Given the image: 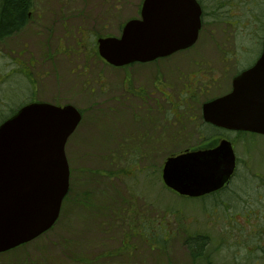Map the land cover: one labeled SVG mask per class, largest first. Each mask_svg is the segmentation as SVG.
Returning <instances> with one entry per match:
<instances>
[{"label": "rangeland", "instance_id": "obj_1", "mask_svg": "<svg viewBox=\"0 0 264 264\" xmlns=\"http://www.w3.org/2000/svg\"><path fill=\"white\" fill-rule=\"evenodd\" d=\"M200 1L205 11L203 31L197 43L200 51L198 54L195 51L179 55L171 63H160L163 64L159 69L162 76L158 78L159 71L155 67L133 66L126 71L115 69L103 65L96 54L93 59L92 56L87 58L84 47H78L81 39H85V46L96 52L99 37H119L121 26L132 17L139 16L143 0H28L33 11L28 23L22 31L0 43V115L8 110L6 102L10 107L25 100L72 104L85 114L66 147L73 190L65 207V218L26 247L1 254L0 264H95L93 262L99 252L102 257L107 255L102 259L106 264H191L192 261L206 264L202 259H194L190 245H186L189 236L200 238L205 233L210 236V242L203 253L209 254L211 264H241L245 261L243 256L250 257L258 250L249 253L250 243L244 246H241L243 243L230 244L219 250L217 239L225 232V237H229L232 227H221L215 207L209 206L208 201L203 205L200 199L180 200L162 182L163 164L170 154L187 147L200 148L204 144L199 116L184 120L187 131L182 133L186 139L176 140V144L179 142L177 148L169 144H162L159 148L141 146L144 150L140 152L142 158L138 157V165L133 159L134 147L127 145L128 142L133 143L131 140L136 132L141 131L142 139V133L149 132V126L141 129L135 125L136 118L124 114L132 110L120 108L126 78L131 86H141L161 97L153 88L155 79L176 80L177 76L184 77L194 69V62H205L208 64L205 68L210 71L206 98L193 105L200 115L201 103L229 93L233 78L252 66L261 54L264 0ZM83 30L87 32L83 34ZM176 89L175 97L178 98L181 88L178 85ZM151 103L148 102L143 110L145 107L155 109L154 105L148 106ZM2 116L6 114L0 118ZM109 116L116 120H109ZM110 123H114L116 128H111ZM143 123H148L146 117ZM176 128H180L179 125ZM159 135L161 132L157 134L160 143L171 141L169 137L162 139ZM210 137L221 139L213 133L207 134V138ZM228 140L238 157L239 172L243 171L245 176L252 172L264 177V136L230 133ZM125 146L132 150L129 155ZM104 155L107 160H103ZM102 167H109L114 172L122 168L128 170L127 176H114L115 179L110 181L105 179L96 187L98 196H106L100 202L110 199L109 204L114 209L121 202L123 211L110 213L109 207L104 214L94 212L85 215L76 205L79 182L84 183L80 170H99ZM104 188L107 191L102 194ZM227 201L222 197L221 207ZM262 204L259 203V208H263ZM129 207L133 210L128 211ZM86 210L94 211L95 208L89 205ZM117 215L125 218L123 232L111 228ZM150 236L159 249L152 250L148 246L147 237ZM238 242L235 238V243ZM123 244L129 248L125 256L118 254L123 253L120 252ZM133 244L136 248L130 249ZM237 255V259L233 258ZM259 261V264H264L262 259ZM252 262L251 258L248 264Z\"/></svg>", "mask_w": 264, "mask_h": 264}, {"label": "water", "instance_id": "obj_2", "mask_svg": "<svg viewBox=\"0 0 264 264\" xmlns=\"http://www.w3.org/2000/svg\"><path fill=\"white\" fill-rule=\"evenodd\" d=\"M196 0H145L142 20L129 22L120 39L99 42L115 66L150 62L192 46L201 28ZM206 122L264 135V43L254 67L236 76L232 91L203 105ZM81 121L72 106L31 103L0 125V253L30 242L57 221L69 190L65 144ZM236 167L232 144L169 158L165 185L199 198L218 191Z\"/></svg>", "mask_w": 264, "mask_h": 264}, {"label": "flooded vegetation", "instance_id": "obj_3", "mask_svg": "<svg viewBox=\"0 0 264 264\" xmlns=\"http://www.w3.org/2000/svg\"><path fill=\"white\" fill-rule=\"evenodd\" d=\"M82 2H84V1H82ZM142 6H143V2L140 5V14H139V16H136L137 18H141ZM30 14H31V11L29 12V15ZM136 17H132L131 19H134ZM203 19H204V11H203V15H202V21H203L202 29L204 27V20ZM124 26H125V24L121 26V31L123 30ZM49 31L50 30H48V32ZM85 32H87V31L83 30V34H85ZM201 34H202V32H200L199 39H198L197 43L200 41ZM111 37H116V36L99 37L97 39V51L96 52H94L93 50H91L85 46V43H84L85 39H81L82 43L78 44V47L79 48H80V46L84 47V52L86 53L87 58H90V56H92V59H93V57L96 54V56L98 57V59L100 60V62L103 65L110 66V67L115 68V69H122L123 71H126V70L132 68L133 66H151V67H155V69L159 71V69H161L160 65H163L160 63H171L179 55H185V53L189 55L190 53H193L195 51H197L195 53L198 54V51H200V49H198V45L196 43L194 46H192L190 48L180 50L174 54H171V55L163 57V58H157V59L150 61V62H134V63L124 65V66H115V65L109 63L106 59H104L100 55L99 49H98V41L99 40L104 39V38H111ZM49 57H51V56H49ZM258 59H259V57L256 59L254 64L250 67H253L256 64ZM207 65L208 64L205 62L204 63L194 62V66H196V67L194 69L193 68L190 69L188 72L189 74L187 73L184 77L177 76L176 80L171 79L170 81H167L165 79H162V80L155 79V81L153 82V88H154V90H157L159 92V94H161V97L159 95H156L154 93V91L152 93L151 91H148L147 89H143L141 86H139L137 88H135V86H131L128 78H126L124 80V82H123V94H121L122 100L119 101L120 108L121 109H125V108L131 109L132 111L124 113V114H126V115L131 114V117L136 118L135 125L139 126L141 129H142V126H146V125L149 126V128H148L149 132L145 133L143 130L144 133H142V139H140V137H141L140 136L141 131H140V132H136V134L133 135L134 137L131 140L134 143V141L137 139L136 143L133 144L131 142H128V144H127L128 146L134 147V149H133L134 156L136 153V156L142 158V156H140V152L142 150H144V149H141V146H143V145H148V148H150V147L159 148L162 144H166V145L169 144V145H174L173 148L174 147L177 148V144L179 142L176 144V140L180 141L182 139H186L185 135L182 133L184 131L186 134V131H187L186 128H184V120L186 118H189L190 120H192V119H197V117L199 116L200 119H202V123H205L203 121V105L206 102H209V101H211L215 98H218V97L205 99L203 101V103H201V105H200V109H199V111L201 112L200 115L198 114L197 108L194 107L193 105L198 104L201 98H206L207 87H208L207 84H208V80L210 79V77H209L210 71H208L207 68H205V66H207ZM169 68H171L170 64H169ZM173 71L176 73L177 69L174 68ZM158 75H160V76H158V78H160L162 76L160 71L158 72ZM178 85L180 86L181 89L179 91L180 93L177 95L178 98H176L174 90H177L176 87ZM151 93H152V95H151ZM148 102H153V103L149 104L148 106L154 105L155 109L145 107L146 110H143L144 106H146L148 104ZM135 104H137V105L135 106ZM77 109L80 111V114L82 116V122H83V116L85 113L82 110H80L79 108H77ZM192 113H193V115L190 117L189 115H191ZM109 115H113V114L110 113ZM105 116H107V115H105ZM145 117L148 119V123H143ZM156 117H158V118L156 120H154ZM108 118H109V120L114 119L113 116H109ZM114 120H116V119H114ZM145 122H147V121L145 120ZM205 124H207V123H205ZM178 125L180 128H176V126H178ZM110 126H111V128H116L114 123H110ZM176 131H177V133H176ZM160 132H161V135H159V138H160V136L162 137V139L169 137L171 139V141L167 142V143H160L159 139L157 138V134H159ZM200 135H202V134L200 133ZM149 136H152V137H149ZM199 137L201 138L202 136H199ZM204 137L205 138L202 139V142H204V144L200 145L201 146L200 149L207 148V145L209 143V140L207 138V133H205ZM197 148H199V147H195V146L194 147H187V148H184L182 151H186V150H190V149H197ZM125 149L127 150V154H129V151L131 149H129V147H126V146H125ZM121 150L126 151L123 148ZM173 154H176V153H173ZM169 156L167 158H169ZM166 189L169 190L167 187H166ZM169 191H171V190H169ZM67 201H69V195H67V198H65V200L63 202V207ZM226 211L227 210H225V209H219L217 211L218 212L217 213L218 220L221 222L220 223L221 227L231 226L232 227V234L226 238L225 237L226 232H225V234L223 236H221V238L217 239L218 244L220 242H222V243L224 242V243H226V245H230V244L231 245H240V243H243V244H241V246H244V244L250 243L251 245L247 248V251H249V253L253 252L256 249L254 246L257 245L256 238L260 236L261 232H264V213H263L264 211H261L258 209L257 210L249 209V211H246V210L241 211L240 210V211H235L234 213H231V214H225ZM65 215H66V210H65V214L63 216V219L65 218ZM236 233H238V235H235ZM201 237L205 238L207 243L210 242V236H208L207 233H205ZM192 238H193L192 236L188 237L186 245L187 244L189 245V243H191ZM235 238L239 240L238 243H235ZM123 246L125 247L126 244H123ZM132 246H135V245L133 244ZM205 248H206V246H205ZM122 254L123 253H121L120 255H122ZM238 256L239 255L234 256L233 258L237 259ZM192 257L196 260L198 258L202 259V261L206 262V264L212 263V261L209 258V255H205V257L204 256L195 257L194 255H192ZM251 258L253 260L252 264H259L260 259H262L264 261V257H262L261 255L256 256V257L243 256L242 259H244L245 261L241 264L250 263ZM76 259H77V256H76ZM88 262H90V261H88ZM93 263H95V264H106V263H100L97 260H95ZM191 264H197V263L195 261H192Z\"/></svg>", "mask_w": 264, "mask_h": 264}, {"label": "trees", "instance_id": "obj_4", "mask_svg": "<svg viewBox=\"0 0 264 264\" xmlns=\"http://www.w3.org/2000/svg\"><path fill=\"white\" fill-rule=\"evenodd\" d=\"M30 1V0H29ZM200 4L204 7V4L199 0ZM30 2L28 0H0V43L3 42L6 38L13 36L15 33H18L23 30V28L28 23V10L30 8ZM35 100H25L22 103H19L15 106H10L6 102V107L8 110H6V116H2L0 118V124L7 120L9 117L14 115L21 107L34 102ZM1 114V115H2ZM0 115V116H1ZM193 120V119H192ZM201 131L204 133L203 136H205V133H213L217 134L218 136H224V137H230V133H225L223 130H219L212 125L202 123ZM222 132V134H220ZM220 134V135H219ZM129 155V154H128ZM146 155V154H144ZM172 155V154H170ZM108 157L106 155L103 156V160H107ZM133 159L138 162V156L133 155ZM109 163L112 162V160H108ZM138 165V163H137ZM112 166V164H111ZM160 172V170H159ZM158 172V173H159ZM243 172V171H242ZM239 172V169L237 173L234 175L231 182L228 184L226 188H224L220 193L214 194L211 197L207 198V201L209 202V206L215 207L214 209H225L227 210L225 214H231L235 211H242L246 210L249 211L251 208H257L261 211L264 209V177L258 176V174L249 172L246 176L243 173ZM128 170L127 168H122L121 170L114 172L113 169L109 167H102L99 170H93L90 168L81 169L80 170V177L84 181V183L79 182V194L77 195V202L76 205L81 209L80 211L82 213H85V215L91 214V213H105L108 212V208L110 207V213L112 212H119L123 211L121 208V202L117 204V207L114 209L111 204L110 199H104L102 202H100L104 197L98 196L99 190L96 188L102 184V182L107 179L110 181L111 179H115L114 176L124 177L127 176ZM245 176V177H243ZM71 178H73L72 170H71ZM80 180V179H79ZM105 182V183H108ZM73 190L71 186V191ZM107 191L106 188L101 192L102 194H105ZM222 197H225L228 199L227 204L220 205V199ZM206 198H203L204 204L206 205ZM100 200V201H99ZM262 200V201H261ZM73 202V199H72ZM263 202L262 206L263 208H259V203ZM123 204V202H122ZM89 205L94 206V211H87L86 207ZM253 206V207H251ZM205 208V206H203ZM212 207V208H213ZM251 207V208H250ZM133 207H129L128 211H132ZM88 213V214H87ZM123 213V212H122ZM99 216V215H98ZM100 217V216H99ZM106 219V218H105ZM122 219V220H121ZM125 218L120 217L117 215L116 217V223L111 226L113 231L118 230L119 232H123L125 230L124 226V220ZM105 235V233H103ZM150 244L148 246L152 248V250L159 249L158 245L154 244V239L152 236L147 237ZM257 245L254 247L257 250L252 257H256L258 255H261L264 257V232L260 233V236L256 238ZM207 244V241L205 238H192L191 243H189L192 254L195 257L209 255L205 251V246ZM123 246V245H121ZM224 246H226V243L220 242L218 244V249L221 250ZM130 247V246H129ZM136 248L135 246H131V249ZM125 250V247L123 246L120 252H123ZM258 253V255H257ZM102 253L99 252L96 254V260L99 262H102ZM120 255V253H118ZM128 253H123L122 256H125ZM107 256V255H105ZM137 258L136 260H138ZM103 263V262H102Z\"/></svg>", "mask_w": 264, "mask_h": 264}]
</instances>
